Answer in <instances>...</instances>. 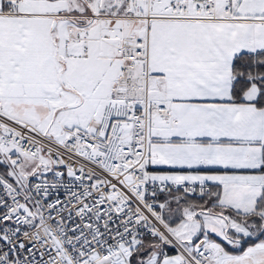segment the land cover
I'll use <instances>...</instances> for the list:
<instances>
[{
	"label": "snow or ice",
	"instance_id": "6c2138e0",
	"mask_svg": "<svg viewBox=\"0 0 264 264\" xmlns=\"http://www.w3.org/2000/svg\"><path fill=\"white\" fill-rule=\"evenodd\" d=\"M0 264H264V0H0Z\"/></svg>",
	"mask_w": 264,
	"mask_h": 264
}]
</instances>
